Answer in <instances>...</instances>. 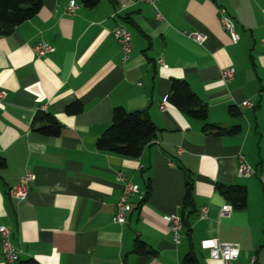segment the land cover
<instances>
[{
    "label": "crops",
    "instance_id": "crops-1",
    "mask_svg": "<svg viewBox=\"0 0 264 264\" xmlns=\"http://www.w3.org/2000/svg\"><path fill=\"white\" fill-rule=\"evenodd\" d=\"M72 1L79 8L68 16ZM219 9L232 20L237 43L222 28ZM118 25L132 38L125 63L112 36ZM191 32L204 41L189 39ZM262 40L264 0H161L157 11L129 0H99L92 8L81 0H43L33 18L0 35V92L6 93L0 101V226L21 251L17 262L7 263L0 242V264H182L190 251L197 264H222L200 249L207 238L238 244L237 264H264ZM40 41L54 52L37 58L33 47ZM228 68L235 74L224 83L220 72ZM173 80L185 81L206 104L207 123L239 126V132L204 134V122L168 101L161 111ZM246 101L250 105L242 106ZM75 102L82 110L68 113ZM119 107L146 111L157 129L137 158L95 147ZM39 111L60 123L58 136L32 129ZM240 156L253 175H238ZM26 173L34 175L30 190L13 200L9 191ZM118 173L139 189L128 199L131 211L122 225L113 221L122 190ZM186 177L193 183L190 215L182 209ZM147 181L151 194L142 201ZM216 183L245 188L246 207L220 216L228 202ZM171 215L187 221L178 244L164 220ZM137 239L154 254L132 253Z\"/></svg>",
    "mask_w": 264,
    "mask_h": 264
},
{
    "label": "trees",
    "instance_id": "trees-1",
    "mask_svg": "<svg viewBox=\"0 0 264 264\" xmlns=\"http://www.w3.org/2000/svg\"><path fill=\"white\" fill-rule=\"evenodd\" d=\"M43 0H0V35H10L21 23L33 18L41 9ZM99 0H81L86 8H92ZM167 101L189 117L204 122L202 131L204 134L216 137L222 135H235L239 132V126L224 129L216 124L207 123L208 110L204 104L190 89L185 81L173 80L170 85ZM80 102L67 106L68 113L80 112ZM231 115H236L233 109H229ZM32 129L45 137H54L60 134V123L51 114L37 112L32 120ZM157 129L149 119L146 111L128 112L119 107L112 111V119L109 127L97 139L95 147L102 152L112 153L125 158H137L143 149L156 138ZM5 167V160L0 155V169ZM145 194L142 201L151 194V184L147 181ZM215 190L228 202L232 209L242 210L246 207V189L239 186H227L215 184ZM183 211L193 213V183L190 177L185 180V195L182 205ZM182 224L187 226V221L181 216ZM191 229H187L189 236ZM132 253L145 256L154 253L140 240H135ZM19 264H38L33 259H27ZM182 264H197L195 254L190 251L185 255Z\"/></svg>",
    "mask_w": 264,
    "mask_h": 264
},
{
    "label": "built area",
    "instance_id": "built-area-1",
    "mask_svg": "<svg viewBox=\"0 0 264 264\" xmlns=\"http://www.w3.org/2000/svg\"><path fill=\"white\" fill-rule=\"evenodd\" d=\"M130 2L146 3L153 7L157 11V6L161 0H129ZM79 5L75 4L73 1L70 2L66 8L65 13L71 16L77 9ZM219 21L222 28L229 34L233 43L239 41V36L234 31V24L232 20L226 14V11L219 9ZM187 37L195 42L202 43L204 41V36L198 32H191L186 34ZM112 36L118 43L121 50V61L123 63L127 62L132 53V38L129 30L122 25H118L113 28ZM262 45L264 47V40H262ZM34 54L37 58H43L46 55L54 52V48L47 42L40 41L33 47ZM158 64L163 68H167L163 64L162 60L159 59ZM235 74L233 68H228L221 70L220 79L224 83L230 82ZM6 96V93L0 92V101H2ZM167 98H164L160 110H165V105ZM249 102H243L242 106H249ZM45 108H42V111ZM237 173L239 176L249 177L255 173V171L246 164L243 157H239V164L237 168ZM121 181V196L116 204L115 214L113 221L117 224H124L128 213L131 211V206L128 203V199L131 195H136L139 193L137 185L131 183L127 180L123 173L117 174ZM260 182L264 184V173L259 176ZM34 181V175L31 173L24 174L18 183L13 186L9 191V196L16 201L24 200L30 190V185ZM232 206L228 203L224 204L220 210V216L229 215L232 212ZM207 214L206 209H202L200 212V218H205ZM165 222L168 224L169 232L172 236L174 244H178L181 238L182 222L179 216L171 215L164 218ZM0 242L2 248V258L7 263H15L19 260V255L21 251L15 248L10 242V230L5 226H0ZM200 249L207 251L209 257L213 260H219L222 264H237L239 258V245L235 243H225L220 242L215 238H207L200 241ZM122 264V263H121Z\"/></svg>",
    "mask_w": 264,
    "mask_h": 264
}]
</instances>
